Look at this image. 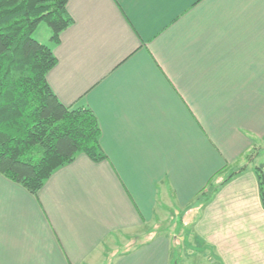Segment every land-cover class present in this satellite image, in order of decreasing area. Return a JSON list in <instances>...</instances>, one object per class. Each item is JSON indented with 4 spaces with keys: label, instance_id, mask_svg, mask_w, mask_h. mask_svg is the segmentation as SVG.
<instances>
[{
    "label": "crops",
    "instance_id": "obj_1",
    "mask_svg": "<svg viewBox=\"0 0 264 264\" xmlns=\"http://www.w3.org/2000/svg\"><path fill=\"white\" fill-rule=\"evenodd\" d=\"M66 9L46 79L62 104L94 112L106 158L79 153L36 194L0 174V264H178L185 234L208 264H264V0ZM163 212L169 233L150 229Z\"/></svg>",
    "mask_w": 264,
    "mask_h": 264
},
{
    "label": "trees",
    "instance_id": "obj_2",
    "mask_svg": "<svg viewBox=\"0 0 264 264\" xmlns=\"http://www.w3.org/2000/svg\"><path fill=\"white\" fill-rule=\"evenodd\" d=\"M67 1L0 0V174L32 194L79 153L93 161L106 158L94 112L62 104L46 79L57 63L52 45L72 23ZM40 22L49 27L50 44L32 37ZM243 169L223 168L228 174L195 200L206 202ZM254 174L264 207V166L256 165Z\"/></svg>",
    "mask_w": 264,
    "mask_h": 264
},
{
    "label": "rangeland",
    "instance_id": "obj_3",
    "mask_svg": "<svg viewBox=\"0 0 264 264\" xmlns=\"http://www.w3.org/2000/svg\"><path fill=\"white\" fill-rule=\"evenodd\" d=\"M49 31V27L47 26L46 23L44 22H40L35 29L33 30L32 33V37L35 39H46L47 36L45 37V33L46 31ZM50 34V31H49ZM43 44H45L44 42H42ZM260 161V159L255 160V163H258ZM229 172V171H228ZM228 172H226L223 177H225ZM222 178V177H221ZM163 216L161 217L162 221L160 220L159 222H154L153 224L150 225V229L153 231H167L168 233L171 231V228L173 225H175L176 221L173 218V216H171V214H167V212H163ZM180 226V225H179ZM149 227V226H148ZM179 228L175 229L178 230ZM145 239L146 237L149 236V231L147 229V232L145 231ZM152 235V232H151ZM178 239V238H177ZM142 240V239H141ZM175 249H174V257L176 260H178V264L179 262H181V264H208L207 263V255L206 254H202L201 252H198L197 249L194 248V244H193V240L191 236H187L185 234V239L184 242L183 240H180L179 243H175ZM182 246L183 245V249L182 250H178L177 246ZM192 246V247H191Z\"/></svg>",
    "mask_w": 264,
    "mask_h": 264
}]
</instances>
